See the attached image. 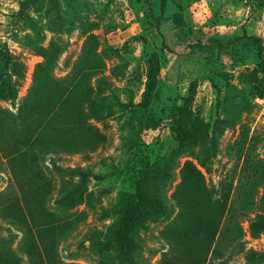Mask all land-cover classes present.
I'll return each instance as SVG.
<instances>
[{
  "label": "rangeland",
  "instance_id": "1",
  "mask_svg": "<svg viewBox=\"0 0 264 264\" xmlns=\"http://www.w3.org/2000/svg\"><path fill=\"white\" fill-rule=\"evenodd\" d=\"M174 1L0 0V264H129L147 164L136 264H264V70L191 47L264 44V0Z\"/></svg>",
  "mask_w": 264,
  "mask_h": 264
},
{
  "label": "trees",
  "instance_id": "2",
  "mask_svg": "<svg viewBox=\"0 0 264 264\" xmlns=\"http://www.w3.org/2000/svg\"><path fill=\"white\" fill-rule=\"evenodd\" d=\"M163 7V19L167 21L170 19L169 13L177 6L174 0H161ZM247 41L253 44L257 50V65L264 70V44L260 36L255 33L244 32L234 37L222 39L218 36H212L206 40H201L193 45L192 52H211L218 50L220 53L226 55L230 59L237 57L236 44L240 41ZM154 168L147 164L135 177L134 189L128 192L126 200L131 204L133 211L125 223V225L117 233V242L123 248L127 261L129 264H136L134 253L136 249V236L145 225V213L149 204L153 205L155 210H162L166 207V198L162 193L151 191V180L154 177ZM80 176L83 180L89 179L91 176L95 178L100 175L80 171ZM5 259L11 264H21L20 257L14 251H7L4 253Z\"/></svg>",
  "mask_w": 264,
  "mask_h": 264
}]
</instances>
